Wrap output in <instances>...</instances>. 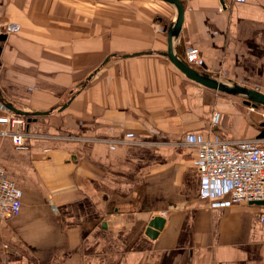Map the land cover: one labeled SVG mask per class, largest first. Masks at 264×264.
Masks as SVG:
<instances>
[{
    "label": "crops",
    "instance_id": "obj_1",
    "mask_svg": "<svg viewBox=\"0 0 264 264\" xmlns=\"http://www.w3.org/2000/svg\"><path fill=\"white\" fill-rule=\"evenodd\" d=\"M151 1L73 22L71 5L43 21L36 0H0V116L27 121L6 104L46 112L24 127L25 148L0 136V165L22 191L0 219V264H264V208L205 182L189 143L262 140L263 122L166 57L131 55L166 50L175 9ZM181 1L176 53L194 46L195 68L264 93V0ZM153 216L164 218L154 238Z\"/></svg>",
    "mask_w": 264,
    "mask_h": 264
},
{
    "label": "built area",
    "instance_id": "obj_2",
    "mask_svg": "<svg viewBox=\"0 0 264 264\" xmlns=\"http://www.w3.org/2000/svg\"><path fill=\"white\" fill-rule=\"evenodd\" d=\"M184 60L192 67L196 66L199 63L198 49L188 46ZM219 118V112L213 114L212 126L218 123ZM0 123L8 126L0 131V136H9L16 148L26 147L24 127L27 121L22 116H0ZM189 143L196 149V167L202 179L228 185L233 204L264 200V139L192 137ZM21 198L22 191L5 177L0 165V219L16 215L21 207ZM258 218L264 221V211Z\"/></svg>",
    "mask_w": 264,
    "mask_h": 264
},
{
    "label": "water",
    "instance_id": "obj_3",
    "mask_svg": "<svg viewBox=\"0 0 264 264\" xmlns=\"http://www.w3.org/2000/svg\"><path fill=\"white\" fill-rule=\"evenodd\" d=\"M167 3L175 9V19L167 26V47L165 51L154 50L147 52L133 53L131 55H139L142 53H156L166 57L187 79L216 92L241 97L243 103L251 107H262L264 109V93L239 85L235 82L217 78L212 74L199 70L190 66L182 57H180L176 51L175 46L179 39L180 32L184 22V5L181 0H157ZM6 38L5 32H0V42H3ZM1 49V46H0ZM7 108L12 110L16 114L27 116V123L35 121L36 116L46 114V112H33L27 113L22 110H18L12 106V104H6ZM264 126V122L261 124ZM258 137H264V130H261ZM250 204L259 205L264 208V200H256L250 202ZM164 218L161 216H153L148 223L147 233L150 237L154 238L158 231L162 228Z\"/></svg>",
    "mask_w": 264,
    "mask_h": 264
},
{
    "label": "rangeland",
    "instance_id": "obj_4",
    "mask_svg": "<svg viewBox=\"0 0 264 264\" xmlns=\"http://www.w3.org/2000/svg\"><path fill=\"white\" fill-rule=\"evenodd\" d=\"M137 3V4H147L145 2H152L151 0H133V1H129V0H36V3L38 5H41L43 7H41L40 9V18L43 21H55V20H65V14L64 13H60L57 11L58 7H63L65 6V4L67 5H71L72 12L69 13L68 16H72L73 22L75 21H80L81 16H88V20H94L96 19V8L98 6L105 7V19L106 21H112V17H113V11H112V5L113 4H129V3ZM110 10V11H108ZM95 14V15H94ZM57 17V18H55ZM55 26V25H54ZM223 96H228V95H224L223 93H219ZM231 97H235L238 98V102L236 104V107L239 110V113L246 117L248 120L251 121V123L258 129L263 128L260 125V122H264V109L262 107H251L248 106L244 103H242V98L238 97V96H232ZM225 107H220V109H224ZM219 112V111H215ZM211 127L213 128L212 124Z\"/></svg>",
    "mask_w": 264,
    "mask_h": 264
}]
</instances>
